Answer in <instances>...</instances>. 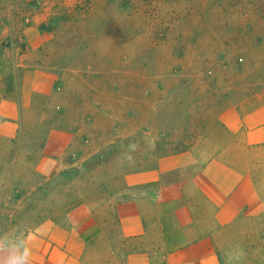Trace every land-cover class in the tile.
<instances>
[{
	"label": "rangeland",
	"instance_id": "rangeland-1",
	"mask_svg": "<svg viewBox=\"0 0 264 264\" xmlns=\"http://www.w3.org/2000/svg\"><path fill=\"white\" fill-rule=\"evenodd\" d=\"M242 177L260 212L215 241L222 264H264V0H0L6 243L79 204L114 224L134 199L150 252L168 254L211 221V182ZM179 181L181 199L162 197Z\"/></svg>",
	"mask_w": 264,
	"mask_h": 264
},
{
	"label": "crops",
	"instance_id": "crops-1",
	"mask_svg": "<svg viewBox=\"0 0 264 264\" xmlns=\"http://www.w3.org/2000/svg\"><path fill=\"white\" fill-rule=\"evenodd\" d=\"M207 175L206 180L212 181ZM158 179L142 178L141 181L148 183ZM246 180L242 177L241 182L230 190L223 187L224 182L209 183L212 190L218 191L212 193L207 188L201 196L221 199L215 209L212 206L209 209L211 221L197 223L196 227L202 229L199 235L168 254L159 249L150 252L146 236L149 224L141 217L139 203L129 199L115 207L119 221L114 224L98 221L86 204L68 207L52 219L41 222L25 234L32 252L30 264H222L214 228L220 225L231 228L246 205L249 211L260 212V199L259 196L256 199V192L249 191V196L255 198L253 204L245 199ZM131 181L127 178V187L132 189L134 184ZM184 185L180 181L172 183L165 187L162 197L169 201L181 199ZM200 211L201 208L192 205L180 210V213L188 214L190 220H181L179 224L182 227L192 226V214ZM158 225L164 231V224L160 222ZM108 228L116 229L115 234L108 236ZM161 241L165 245L164 237ZM24 243V236L16 242L18 245Z\"/></svg>",
	"mask_w": 264,
	"mask_h": 264
},
{
	"label": "clouds",
	"instance_id": "clouds-1",
	"mask_svg": "<svg viewBox=\"0 0 264 264\" xmlns=\"http://www.w3.org/2000/svg\"><path fill=\"white\" fill-rule=\"evenodd\" d=\"M129 149L134 150L135 145H130ZM24 241L23 245H18L11 240L6 243L3 238H0V264H30L32 252L25 235Z\"/></svg>",
	"mask_w": 264,
	"mask_h": 264
}]
</instances>
